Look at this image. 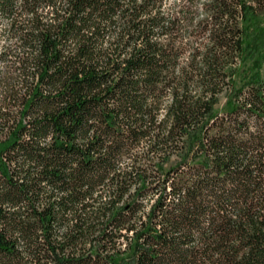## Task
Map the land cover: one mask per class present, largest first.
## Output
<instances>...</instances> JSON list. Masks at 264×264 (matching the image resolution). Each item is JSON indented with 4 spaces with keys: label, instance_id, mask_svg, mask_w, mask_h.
Segmentation results:
<instances>
[{
    "label": "trees",
    "instance_id": "trees-1",
    "mask_svg": "<svg viewBox=\"0 0 264 264\" xmlns=\"http://www.w3.org/2000/svg\"><path fill=\"white\" fill-rule=\"evenodd\" d=\"M0 264H264V0H0Z\"/></svg>",
    "mask_w": 264,
    "mask_h": 264
},
{
    "label": "rangeland",
    "instance_id": "rangeland-1",
    "mask_svg": "<svg viewBox=\"0 0 264 264\" xmlns=\"http://www.w3.org/2000/svg\"><path fill=\"white\" fill-rule=\"evenodd\" d=\"M225 102H226L225 97H222V98L220 99V103H219V105L217 106V109H218V110H221V109L223 108Z\"/></svg>",
    "mask_w": 264,
    "mask_h": 264
}]
</instances>
